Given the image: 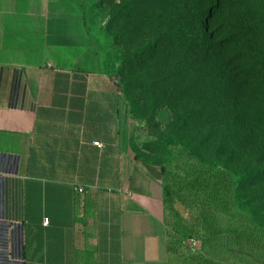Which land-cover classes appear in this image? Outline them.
<instances>
[{
	"label": "crops",
	"instance_id": "obj_1",
	"mask_svg": "<svg viewBox=\"0 0 264 264\" xmlns=\"http://www.w3.org/2000/svg\"><path fill=\"white\" fill-rule=\"evenodd\" d=\"M102 51L84 0H0V264H173Z\"/></svg>",
	"mask_w": 264,
	"mask_h": 264
},
{
	"label": "trees",
	"instance_id": "obj_2",
	"mask_svg": "<svg viewBox=\"0 0 264 264\" xmlns=\"http://www.w3.org/2000/svg\"><path fill=\"white\" fill-rule=\"evenodd\" d=\"M244 1L236 0L240 7L229 11L227 36L216 42L201 18V10L209 8L203 9L199 0H175L171 5L163 0H123L110 22L116 46L123 45L128 27L136 30L137 16L143 11L138 28L145 25L163 32L155 37L144 32L139 35L138 45L124 53V77L141 67L146 71L151 68L159 81L187 82L185 90L189 91L195 83L217 81L208 68L207 55L230 48L233 55L228 65L235 67L233 78L237 81L228 82L245 90L264 91V20ZM219 5L221 12L225 0ZM196 53L199 57L192 58ZM185 54L190 55L187 62ZM154 56L157 63L150 67ZM225 65V61L220 63V68ZM215 89L223 94L219 86ZM196 117L192 113L173 125L179 135L168 143L164 160H143L160 169L168 255L173 264H264V222L242 196L247 177L201 157V143L180 136L197 122ZM201 118V125H207L206 116ZM191 240L198 243L195 250L190 247Z\"/></svg>",
	"mask_w": 264,
	"mask_h": 264
},
{
	"label": "rangeland",
	"instance_id": "obj_3",
	"mask_svg": "<svg viewBox=\"0 0 264 264\" xmlns=\"http://www.w3.org/2000/svg\"><path fill=\"white\" fill-rule=\"evenodd\" d=\"M122 1L84 0L87 23L102 42L106 73L114 79L125 105L130 126V150L141 160L161 162L168 156V143L179 135L174 133L173 125L192 113L197 115V122L186 128L184 135L180 132V136L189 142L201 143L202 148L198 150L201 157L222 163L247 177L242 187L243 201L264 222V91L257 93L228 82L237 81L233 78L235 67L228 65L233 55L230 48H226L228 52L226 49L218 51L221 55H207L208 68L217 81L195 83L189 91L185 90L187 82L159 81L151 68L146 71L141 67L137 73L128 74L126 79L123 73L124 53L138 45L139 35L143 32L152 37L163 32H156L145 25L138 28L139 18L146 12L143 11L137 16L136 30L128 27L123 45L116 46L109 29L111 16ZM174 2L163 0L165 5ZM198 3H202L203 9L209 8L201 10L206 32L211 36L215 34L216 42L225 38L229 11L240 7L236 0H225V9L221 12L220 0H199ZM244 3L254 9L257 18L264 20V0H245ZM189 57L185 54L184 60L187 62ZM194 57L198 58V53L192 55ZM224 61L226 67L220 68ZM156 63L157 56H154L148 65L151 67ZM218 86L223 94L215 93ZM202 114L207 118L205 126L201 125Z\"/></svg>",
	"mask_w": 264,
	"mask_h": 264
},
{
	"label": "built area",
	"instance_id": "obj_4",
	"mask_svg": "<svg viewBox=\"0 0 264 264\" xmlns=\"http://www.w3.org/2000/svg\"><path fill=\"white\" fill-rule=\"evenodd\" d=\"M94 145H96V146H100L99 143H94ZM78 192H79V193H82L83 190H82V189H78ZM47 223H48V221L45 220V221H44V225H47ZM189 244H190V247H191L192 250H195V249L198 247V243H196L195 241H192V240H191Z\"/></svg>",
	"mask_w": 264,
	"mask_h": 264
}]
</instances>
